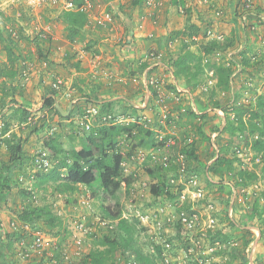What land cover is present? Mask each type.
<instances>
[{
    "label": "rangeland",
    "instance_id": "obj_1",
    "mask_svg": "<svg viewBox=\"0 0 264 264\" xmlns=\"http://www.w3.org/2000/svg\"><path fill=\"white\" fill-rule=\"evenodd\" d=\"M30 1L0 0L2 34H11L17 41L21 34L27 37L20 40L18 51L21 53L17 61L21 86L14 93L1 95L0 80V97L3 98L0 99V161H8L5 141L12 135L22 142L25 155L20 168L12 171L8 188L4 191L5 200L0 202V264H30L16 255V240L9 232V221H22L20 215L26 205L46 207L56 218L53 226L46 227L45 222L37 221L28 223L29 228L64 241V244L69 243V228L75 222L85 221L90 231L84 238V259L79 263L83 264L91 251L109 248L101 243L105 235L113 237L110 229L114 228V223L109 228L107 224L100 227V207L114 209L116 203L121 207L122 217L136 223L133 236L144 253L153 254L155 243L162 249L169 244L161 255L164 261L160 264H194L199 261L203 264H226L229 261L236 264L240 260L237 249H241L246 231L251 233L247 236L251 242L242 261L245 264H264V213L261 217L251 214V202L260 199L264 191V179L256 180L247 188L233 187L234 175L225 172V166H219L220 173L217 174L208 171L218 158L219 149L225 151L226 158L233 160L238 148H243V160L236 157L241 164L237 160L231 162L236 170L242 166L253 169L258 162L244 146L237 147L229 138V132L222 129L226 117L235 118L236 107L249 100L254 103L257 97L264 96V0H182L178 7L171 5V0H160L156 6H147V0L138 6L134 4L137 0H86L90 4L88 22L73 41L68 39L66 24L60 20L71 0ZM106 13L109 21L103 20ZM232 21L234 24L230 25ZM218 22L228 24L226 30L230 31L225 35L218 31ZM112 23L119 26L118 31L106 36L104 28ZM126 27L132 34H125ZM163 29L167 33L161 36ZM208 31L231 41L223 55L204 59V63L232 65L230 88L217 91L215 96L221 108H211L213 100L209 90L214 88V81L209 84L207 80L196 93L186 90L197 102V110L192 108L194 104L190 101H184L183 106L179 104L174 109L176 104L173 101L176 100L173 98L182 99L186 92L167 84L166 74L165 78L158 77L162 83L159 88L165 96L161 103L158 100L159 88L146 89L141 83L146 69L141 70L140 62L148 57L147 62L154 65L155 60L149 58V54L154 52L160 55L159 61L166 64L169 53L178 52L181 48L179 32L191 36L184 37V40L193 45L190 47L192 51H201L202 44L209 41ZM37 37L41 44L34 42ZM136 52L135 60L139 66L133 68L134 62H129V59ZM126 56L128 58H124ZM243 59H249L252 65L245 67ZM5 61L6 54L0 44V64ZM89 61L99 69L113 68L115 64L118 76L124 61L127 62L131 69L127 77L130 84L118 82L115 75L105 83L99 80L97 86L103 98L90 100L94 94L86 93L96 84L81 82L83 77L86 79L84 75L89 69ZM75 63L78 68L73 66ZM157 70L159 68L155 67L149 76ZM205 73L211 77L213 68L206 66ZM57 79H61L63 84L54 96L64 111L72 103V120L58 118L54 109L43 108L44 99L52 93L51 85ZM16 83V80L6 82L5 86ZM133 83L134 89L131 88ZM178 84L181 89L182 83ZM66 93L69 97L65 96ZM20 107L30 113L25 122H19L13 114ZM92 108H96L98 114L85 119ZM192 113L195 118L190 116ZM3 115L7 117L5 121ZM102 116H111V119L102 120ZM6 121L8 130L3 133ZM81 122L89 125V129H84ZM128 124L135 125L132 132H121L114 142L124 155L121 175L132 179L129 187L122 184L114 197L98 188L94 197L93 190L81 185L78 193L70 197L56 192L53 182L38 185L37 175L40 173L33 168L31 159L44 150L43 140L47 133L56 135L63 146L64 153L53 160L52 165L65 175L66 166L71 164L67 153L79 150L83 137L93 134L100 140V129ZM202 134L210 137V142L204 141ZM105 146L108 147V142ZM190 148H193L197 161L182 153V150ZM81 165L85 167L86 163L81 162ZM191 178L203 190L202 199L191 200L193 189L188 184ZM153 187L160 188L159 196L153 195ZM261 207L260 201V211ZM181 212L197 217L193 231L182 230L178 222ZM226 216L235 225H230ZM7 235L15 241L10 247ZM159 237L165 242H158ZM112 257L108 264L135 261L130 248L118 249Z\"/></svg>",
    "mask_w": 264,
    "mask_h": 264
},
{
    "label": "trees",
    "instance_id": "obj_2",
    "mask_svg": "<svg viewBox=\"0 0 264 264\" xmlns=\"http://www.w3.org/2000/svg\"><path fill=\"white\" fill-rule=\"evenodd\" d=\"M74 5L79 8L83 4V0H71ZM143 0H137L134 4L137 6L142 3ZM182 4V0H171V5L178 7ZM7 21L10 19L5 17ZM60 20L66 24L68 39L70 41L75 40L80 36V31L87 25L88 16L86 13L78 10H65L60 15ZM217 34V33H216ZM178 38H180L181 48L178 52L169 53L167 63L165 64L172 73V76L177 83H182V87L189 93H196L197 89L204 84L207 80L214 81V88L210 91V96H212L211 108H219L220 102L216 100L215 96L219 90H228L230 88L231 74L233 73L232 65L226 63L210 64L208 61L204 63V59L215 56L216 54L223 55L227 48L230 46L231 41L224 38L223 41L211 39L206 43L202 44L201 51L196 53L190 49L193 45L190 43H185L184 33H177ZM27 37L21 34L20 40L24 41ZM15 40L11 37V34L4 36L0 30V44L2 49L6 54V61L0 64V80L1 84V95L10 92L14 93L16 89L21 86L20 75L21 72L17 67V61L21 57V53L18 52L21 48V41ZM34 42L40 43V39L37 37ZM38 48V46H36ZM87 48V47H86ZM89 49V48H88ZM17 51V52H16ZM243 65L248 67L252 65L250 60L243 59ZM141 70H145L150 66V63L146 59L140 62ZM76 68L79 67L78 64H73ZM209 66L213 68L212 76L209 77L205 73V67ZM155 68L150 69L148 74L152 73ZM16 80L15 85H10V87L5 86L6 82L12 83ZM172 89L171 87H168ZM99 87L97 85H92L91 91L95 92ZM50 93L54 96V92L51 90ZM88 98V97H87ZM2 100L3 98L0 97ZM253 101V98H250ZM93 101L96 99L92 97ZM15 104V102H13ZM92 103H90L91 105ZM43 108L54 109V115L63 120H72V110L67 116H62L57 109L54 108V99L48 97L44 99ZM221 108V107H220ZM222 110V109H221ZM235 118L229 119L226 117L225 125L222 130L228 131L229 138L237 146H244L250 153L253 154V160L258 159V162L254 165L253 169L239 168L236 170V166L232 161H236L241 164L239 158L228 159L225 157L223 149H219L218 158L214 162L213 166L209 167L208 171L211 173H220L221 165L225 166V172H231L234 175L233 187H248L256 180L260 178L264 179V96H259L255 99L254 103L250 100L247 103L240 104L236 109ZM15 118L19 122H25L29 117L30 113L20 107L16 108L13 112ZM192 118H195V114H190ZM7 117L3 115V121ZM134 124H128V126L122 125H110L108 128L100 129L99 134L101 139H95L93 134H89L81 139V148L79 150H72L67 153L71 159V164L66 166L65 175L62 174L60 169L55 166L48 173H40L37 175L39 182L38 185H43L45 183L53 182L54 190L59 194L72 196L78 193V187L83 185L90 190H93L92 196L96 197V191L98 188L102 189L110 197H114L118 190L121 188L122 184L129 187L132 183L130 177L123 178L121 175V164L124 159V155L117 148V144L114 142L115 137L121 132L131 133ZM3 133L8 130V123L6 121V126ZM2 132V131H1ZM148 132H145L147 134ZM203 135V134H202ZM203 140L210 142V137L203 135ZM105 142H108V147L105 146ZM7 153L9 155L8 161L4 163L0 161V178L2 182L0 183V202L5 200L4 191L8 188V181L12 171L19 169L22 161L24 160V152L22 149V142L19 139H15V135L9 137V140L5 141ZM43 148L49 155V158L53 161L58 159L63 153L64 149L59 141L58 137L53 133H47L44 136ZM182 153L187 156L192 161H197L198 158L193 150L190 148L188 150H182ZM223 153V154H222ZM62 161L61 163H63ZM81 162H85L86 166L83 167ZM64 164V163H63ZM153 195L159 196L160 188H152ZM260 201L262 203V211L259 210ZM68 203V200L65 199ZM252 204V216L256 215L261 217V213H264V191L260 195V199H254ZM101 209V220L107 224L109 228L112 223H114V228L110 229V233H114L113 237L109 234L103 237L102 246L107 245L109 248L102 250L91 251L83 264H108L112 261V255L116 253L118 249L130 248L134 252V260L139 264H160L164 261L162 258V253L165 249L159 244L154 246V253H144L136 244L134 238V228L136 223H130L127 219L122 217L121 207L116 203V207L112 209L111 207H100ZM227 215V214H226ZM20 219L25 223L35 224L37 221H43L47 226H53L56 218L50 213L46 207H37L26 205L21 212ZM226 219L230 222V225H235L229 218ZM58 225L60 223L58 221ZM251 234L246 231L243 237L241 249H237L238 257L240 260L236 264H245L242 259L245 257L244 251L250 244V240L247 238ZM9 239V247L15 243L14 239L7 235ZM235 258V257H234ZM231 261L226 264H232Z\"/></svg>",
    "mask_w": 264,
    "mask_h": 264
},
{
    "label": "built area",
    "instance_id": "obj_3",
    "mask_svg": "<svg viewBox=\"0 0 264 264\" xmlns=\"http://www.w3.org/2000/svg\"><path fill=\"white\" fill-rule=\"evenodd\" d=\"M36 2V0H31L30 2ZM160 0H147L146 4L147 6H156L159 4ZM90 8V4L88 1H84L83 4L77 8L73 2H69L67 4V10L72 11H82L86 14H88V9ZM104 21H109L110 17L109 14L106 13L103 17ZM262 21L264 22V17L262 18ZM208 37L209 40L216 39L223 41L222 35L213 34L212 32L208 31ZM207 39V40H208ZM193 40H196L195 38ZM148 58V57H147ZM146 58V59H147ZM149 58L152 60H155L156 63L159 62L160 55L156 54L154 52H151L149 54ZM154 62V63H155ZM157 65H152L150 68H147V71L150 69L155 68ZM159 67V66H157ZM144 72L141 78V83L143 86L147 89L150 87H154L155 89L159 88L162 84L161 81L158 78H155L154 76H149L148 72ZM135 81V79H134ZM62 80L57 79L52 85L51 90L53 92H58L61 89ZM209 84H211V80H209ZM178 91H181L177 89ZM159 95L158 100L163 103L164 100V92L162 89L159 88ZM183 91V90H182ZM56 95V94H55ZM66 97H69V94L66 93ZM47 97H52L54 99V106L57 103L56 96H52L51 94H48ZM63 111V110H62ZM65 113V111H63ZM221 113V111L219 110ZM98 114V111L96 108H92L87 112L85 115V119H88L91 116H96ZM111 119V116H102V120ZM116 118V117H115ZM81 124H84L81 122ZM84 129H89V125L84 124ZM236 157H241V160H243V148H238V150L235 153ZM31 164L36 172L39 173H48L52 168V160L49 158V155L46 151L40 150L36 155L32 156ZM123 164H121V167ZM242 169L244 166L241 167ZM189 186L193 189V193H191V200H199L202 199L204 194L201 187H199L198 182L191 178L188 180ZM89 198V196L87 197ZM186 199V197H184ZM83 203V202H82ZM97 220H99L97 218ZM178 222L180 226L182 227V230L191 232L195 229L196 223H197V217L194 214H189L186 212H181L178 217ZM100 227H105L104 221H99ZM73 227L69 228L68 231V241L69 243L64 244V241H60L58 239H52L46 234H41L39 231L33 232L29 225L23 221L18 220H10L9 221V228L10 233L13 235L14 239L16 240L15 248H16V255L22 260V261H28L30 264H79L81 260L84 258V251H83V245H84V238L87 236L88 231H90V227L86 226L85 221H79L75 222ZM159 229H161V225H159ZM192 234L190 233L189 236ZM191 239V237H189ZM158 242L164 243L165 240L158 238ZM70 245L72 248H70ZM165 249L169 248V244L164 245ZM163 255V254H162ZM128 264H137L135 261L128 263ZM194 264H203L202 261H199L198 263Z\"/></svg>",
    "mask_w": 264,
    "mask_h": 264
},
{
    "label": "crops",
    "instance_id": "obj_4",
    "mask_svg": "<svg viewBox=\"0 0 264 264\" xmlns=\"http://www.w3.org/2000/svg\"><path fill=\"white\" fill-rule=\"evenodd\" d=\"M255 1H257V0H255ZM137 21H138V19H137ZM153 21V20H152ZM155 23V22H154ZM217 24V23H216ZM215 24V25H216ZM234 24V21H232V23H230V25H233ZM127 26H128V24H126ZM227 26H228V24H222V23H219L218 22V25H216V28H217V30L218 31H220V32H223V34L225 35V34H227V32L228 31H230V29L227 31L226 30V28H227ZM119 26L118 25H115V24H109L108 26H107V28H104V30H106L107 31V34H106V36L108 35L109 36V34H112V32L114 33V31H118V28ZM233 30V29H232ZM231 30V31H232ZM109 31V32H108ZM109 33V34H108ZM132 34L131 33V29L130 28H128V27H126V29H125V34ZM166 31L163 29V32H162V34H161V36H163V35H166ZM108 40V39H107ZM106 43H107V41H106ZM132 51H134V50H132ZM163 53V52H162ZM137 56H138V54H137V52H136V54L135 55H133V56H131V59H129L130 61L129 62H134V67L133 68H138V62L136 61L137 59ZM124 58H128V56H126V57H124ZM136 59V60H135ZM93 61H89V63L87 64V66L89 67V69H88V71L86 72V75H84L85 77H86V79L83 77L82 78V80H81V82H83V84H87V82L88 81H90L89 83H91V85L92 84H98V82H107V80H109L110 78H112L114 75L115 76H118V74H119V72L117 71V70H115V68H116V66H115V64L113 65V68L112 67H110V66H108V68H101V69H99L98 67L96 68V65L94 64V63H92ZM130 63V64H131ZM138 63V64H137ZM154 65H157V66H159L158 68H159V70H157L156 72H154L152 75L155 77V78H161V77H164L165 78V74L168 76V77H166V78H168L167 80V84H171L173 87H175L176 89H179V90H183V92H186V94H184L183 95V98L181 99V98H176V97H174L173 99L174 100H176V101H173L176 105H174V109H176V106L178 105L179 106V104L180 105H184V101H190V103L193 105L192 106V108H195L196 110H197V102L195 101V99H194V97H192L191 95H188V92L182 87V85H181V89L179 88V84L177 83V81H175L174 80V78H173V76H172V73H171V71L169 70V68L164 64V63H162V61H159L158 63H156L155 62V64ZM121 66V65H120ZM156 66V67H157ZM122 67V70H121V75H119L117 78H116V80H118V82H121L122 84H130V82L127 80V77L129 76V72H130V67H129V65H128V63L127 62H125L124 61V65L123 66H121ZM151 67V65L148 67V68H150ZM104 69V70H103ZM145 71V70H144ZM146 71H147V69H146ZM145 71V72H146ZM164 71H165V73H164ZM163 72V73H162ZM144 73V72H143ZM163 74V75H162ZM149 75V74H148ZM100 80V81H99ZM170 82V83H169ZM120 83V85H122ZM90 85V84H89ZM135 85H134V83L133 84H131V88L132 89H134L135 87H134ZM88 87V86H87ZM125 88V87H124ZM99 92V89L98 90H96L95 92H93V91H87V93L86 94H94V96H93V98H99V99H101V98H103L102 96H101V94H100V92ZM146 94H149L150 95V93L149 92H147ZM169 97H171V96H169ZM109 98V97H108ZM70 104H72V103H70ZM196 105V106H195ZM69 106V105H68ZM73 107V106H72ZM71 107V110L73 109ZM68 108V107H67ZM27 109L28 110H30L28 107H27ZM150 153L152 152V151H149ZM1 220V219H0Z\"/></svg>",
    "mask_w": 264,
    "mask_h": 264
},
{
    "label": "water",
    "instance_id": "obj_5",
    "mask_svg": "<svg viewBox=\"0 0 264 264\" xmlns=\"http://www.w3.org/2000/svg\"><path fill=\"white\" fill-rule=\"evenodd\" d=\"M72 105L69 104L68 108L66 109L65 113L62 111V109L60 108V106L58 104L55 105V108L57 109V111L62 115V116H67L71 110Z\"/></svg>",
    "mask_w": 264,
    "mask_h": 264
},
{
    "label": "clouds",
    "instance_id": "obj_6",
    "mask_svg": "<svg viewBox=\"0 0 264 264\" xmlns=\"http://www.w3.org/2000/svg\"><path fill=\"white\" fill-rule=\"evenodd\" d=\"M160 59V58H159ZM157 68V67H156ZM47 97V96H46ZM48 98V97H47ZM59 105V104H58ZM72 105V104H71ZM60 106V105H59ZM73 106V105H72ZM54 108H55V106H54ZM61 108V107H60ZM56 109V108H55ZM64 111V110H63ZM71 111V110H70ZM83 186V185H82Z\"/></svg>",
    "mask_w": 264,
    "mask_h": 264
}]
</instances>
